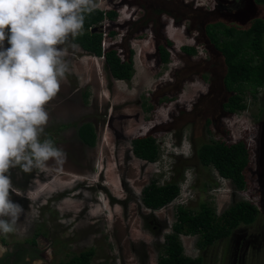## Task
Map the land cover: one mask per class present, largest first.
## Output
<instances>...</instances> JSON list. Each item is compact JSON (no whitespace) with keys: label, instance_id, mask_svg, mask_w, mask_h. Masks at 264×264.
I'll list each match as a JSON object with an SVG mask.
<instances>
[{"label":"rangeland","instance_id":"rangeland-1","mask_svg":"<svg viewBox=\"0 0 264 264\" xmlns=\"http://www.w3.org/2000/svg\"><path fill=\"white\" fill-rule=\"evenodd\" d=\"M87 4L116 9L115 20L101 24L102 42L116 44L122 58L126 46L131 49L134 73L127 81L115 79L104 59L70 41L71 34L57 46L66 72L59 91L45 105L48 122L39 139L51 140L64 156L29 172L19 165L8 170L14 189L36 191L37 196L29 200L10 192L23 212L15 231L0 234L3 254L23 245L41 255L35 263L50 264L92 249L93 264H158L163 234L175 220L177 204L194 209L206 200L220 213L243 199L258 209L254 222L205 249L197 247V235H181L184 254L201 256L202 264H264V114L250 118L254 129L247 132L237 121L264 107V87L254 101L247 93L248 109L234 116L236 121L228 116L225 123L236 137L245 133L251 148L245 190H234L215 170L202 167L187 144L179 145L185 119L196 118L183 115L196 96L213 90L218 106L226 95L225 65L207 42L204 25L219 21L245 28L255 17L264 19V8L254 0H88ZM108 30L115 34L110 36ZM163 39L172 43L165 64L156 51ZM183 46L194 47V54L184 53ZM83 122L95 129L92 147L77 136ZM201 123L200 119L196 129ZM147 133L160 149L155 162L141 160L131 150V140ZM202 140L191 142L198 145ZM182 175L180 193L173 201L157 210L144 207L141 190L151 179L161 183Z\"/></svg>","mask_w":264,"mask_h":264},{"label":"trees","instance_id":"trees-1","mask_svg":"<svg viewBox=\"0 0 264 264\" xmlns=\"http://www.w3.org/2000/svg\"><path fill=\"white\" fill-rule=\"evenodd\" d=\"M254 1L264 7V0ZM82 15V29L75 36L71 35L70 41L78 44L85 52L102 57L105 67L115 79L130 80L134 73L132 50H128L122 58L116 44L112 43L106 48L102 46L101 24L104 20L114 21L117 17L116 9L101 10L86 4ZM93 27H96L94 32L91 31ZM204 32L208 41L224 59L225 86L230 91H236L227 98L224 107L230 112L244 109L246 104L240 95L243 85L248 84L255 89L264 83V20L259 17L253 19L247 29H239L222 22H210L206 24ZM108 34L113 36L115 31L108 30ZM171 45V41L167 39L157 43L156 51L160 63L169 61L168 47ZM182 50L188 54L195 52L192 46H183ZM76 132L82 143L90 147L95 145L96 133L91 123L79 124ZM131 150L137 158L147 162H155L160 157L159 146L151 133L133 138ZM196 155L203 166L211 165L221 177L229 179L234 189L243 191L247 188L246 168L250 151L244 140L228 145L222 142L205 143L197 149ZM182 178L183 175L180 179L161 183L151 179L141 190V203L149 210H157L170 203L180 193ZM174 215L175 220L171 223L170 230L163 234L158 264H202L201 256L190 257L184 254L181 235H197L196 245L203 249L219 239L227 238L239 225L254 222L258 209L252 201L242 199L233 201L222 212L217 213L214 204L204 200L194 209L177 204ZM31 241L34 242L35 239L32 238ZM92 255L93 250L86 249L66 260L50 264H93Z\"/></svg>","mask_w":264,"mask_h":264},{"label":"clouds","instance_id":"clouds-1","mask_svg":"<svg viewBox=\"0 0 264 264\" xmlns=\"http://www.w3.org/2000/svg\"><path fill=\"white\" fill-rule=\"evenodd\" d=\"M88 0H0V234L15 231L22 207L10 192L35 200L36 191L12 187L10 167L43 168L64 153L40 134L45 105L57 94L66 65L58 45L83 26ZM5 42L7 47H5ZM33 215H36L33 210ZM5 251L0 247V254Z\"/></svg>","mask_w":264,"mask_h":264},{"label":"flooded vegetation","instance_id":"flooded-vegetation-1","mask_svg":"<svg viewBox=\"0 0 264 264\" xmlns=\"http://www.w3.org/2000/svg\"><path fill=\"white\" fill-rule=\"evenodd\" d=\"M255 18H257V17H255ZM255 18H253V19H255ZM259 18H262V17H259ZM252 20L250 21L249 25L245 28L237 27V26H235V27L239 28V29H247L250 26ZM208 23H210V22H208ZM206 24L203 27V31H204ZM229 26H234V25H229ZM204 34H205V32H204ZM205 36H206V34H205ZM207 42L213 47V45L208 41V39H207ZM120 45H124L122 43V40L120 41ZM7 46L8 45L5 42V47H7ZM213 49L219 53V51H217L214 47H213ZM128 50L129 49L126 46L125 53ZM184 53H186L187 55H193V54H188L185 51H184ZM219 55L222 57V55L220 53H219ZM222 60H223V63L225 65L223 57H222ZM225 71H226V65H225ZM224 74H225V72H224ZM224 74L222 76V86H223L222 92L225 93L226 95H225V99L221 100L219 102L218 106L216 105V102H217V99L215 100L216 96H213L214 95L213 90H210L204 94L197 95L196 98L193 100V102L189 105V107H187L185 109L186 112L185 113L182 112L183 115H190V117H196V118L193 119L192 121H189V122H188V119H185L186 123L182 127L183 132H181L182 141L179 145L182 146V144H187L188 149L191 152V156L195 157L196 159H197L196 151L202 144L211 143V142H222V143L228 145L231 143H238L240 140H244V138H245L244 136H246V134L245 133L243 135L239 134L236 137V135L233 132L234 129L232 128V126L228 127V128L226 127V124H227L226 121L228 120V116L233 118L232 121H236L235 117L242 114L244 111H246L248 109L249 105H248V102L246 101L247 93L252 98V101H254L257 98L258 90L260 88L264 87V83L260 86H257L255 89L251 88L248 84H244L242 94L240 93V95L243 96V101L245 102L246 106L244 109L237 110L235 112H230V111H228L227 107H224V103L227 101V98L230 95H232L233 93H236V91H230L227 89V87L225 86V84L223 82ZM202 76L204 78L206 77L205 75H202ZM209 104H213V107L210 109V111L207 109V106ZM263 114H264V107H258V112L254 116L250 114V116L248 115V117L246 116L245 118L240 117L237 121H240V126L242 127L241 130H243V132H247V129L248 128L250 129L252 127L251 126L252 123H251L250 118H256V116L263 115ZM200 119L202 120L201 126L199 125L196 129L195 125H197L199 123ZM248 119L250 120V122ZM252 128L254 129V127H252ZM262 128H264L263 124H262ZM179 134H178V137H179ZM194 138L203 139V140L198 145H195L194 143L192 144V142H191V139H194ZM186 139H188V140H186ZM246 147L251 152V148L247 145V143H246ZM180 154H183V153L181 152ZM186 158H188V156ZM197 161L204 168H209V167L212 168L213 170H215L217 175L220 176L218 174V171L213 166H211V165L203 166L199 162L198 159H197ZM246 169H247L246 174H248L249 169H250L249 164L247 165ZM221 178H223V177H221ZM223 179L228 180L230 182V184L232 185V183L229 179H226V178H223ZM247 179H248V175H247ZM234 190H236V189H234ZM236 191H238V190H236ZM239 226H241V225H239ZM232 232H231V234H232ZM231 234L229 236H231ZM205 248H203V249H205ZM38 256H41V255H39L37 252H34L33 250H30L29 247L26 248L25 246L23 247V245L22 246L16 245L9 252L4 253V254L3 253L0 254V264H37L34 261H35V259L38 258Z\"/></svg>","mask_w":264,"mask_h":264},{"label":"built area","instance_id":"built-area-1","mask_svg":"<svg viewBox=\"0 0 264 264\" xmlns=\"http://www.w3.org/2000/svg\"><path fill=\"white\" fill-rule=\"evenodd\" d=\"M103 48H106L108 45H105V42H102Z\"/></svg>","mask_w":264,"mask_h":264},{"label":"water","instance_id":"water-1","mask_svg":"<svg viewBox=\"0 0 264 264\" xmlns=\"http://www.w3.org/2000/svg\"><path fill=\"white\" fill-rule=\"evenodd\" d=\"M91 31H92V32L96 31V27H93Z\"/></svg>","mask_w":264,"mask_h":264}]
</instances>
